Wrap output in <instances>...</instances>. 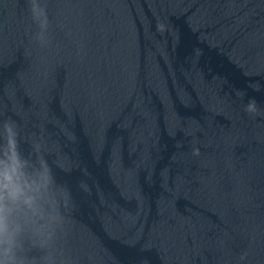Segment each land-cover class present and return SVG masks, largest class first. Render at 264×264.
Wrapping results in <instances>:
<instances>
[{
    "label": "water",
    "instance_id": "water-1",
    "mask_svg": "<svg viewBox=\"0 0 264 264\" xmlns=\"http://www.w3.org/2000/svg\"><path fill=\"white\" fill-rule=\"evenodd\" d=\"M0 264H264V0H0Z\"/></svg>",
    "mask_w": 264,
    "mask_h": 264
}]
</instances>
